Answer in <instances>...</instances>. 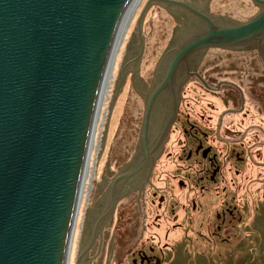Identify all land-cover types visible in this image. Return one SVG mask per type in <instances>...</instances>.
<instances>
[{
    "label": "water",
    "instance_id": "water-1",
    "mask_svg": "<svg viewBox=\"0 0 264 264\" xmlns=\"http://www.w3.org/2000/svg\"><path fill=\"white\" fill-rule=\"evenodd\" d=\"M131 0H0V264H68L101 99ZM264 35V9L170 59Z\"/></svg>",
    "mask_w": 264,
    "mask_h": 264
},
{
    "label": "rangeland",
    "instance_id": "rangeland-1",
    "mask_svg": "<svg viewBox=\"0 0 264 264\" xmlns=\"http://www.w3.org/2000/svg\"><path fill=\"white\" fill-rule=\"evenodd\" d=\"M181 1L194 5L200 3V0ZM249 1L211 0L208 11L230 15L234 20L244 22L256 11ZM165 8L170 7L152 3V0H141L119 46L114 68L110 73L112 76L107 96L97 122L89 162L91 169L80 202L68 264H117V249L119 257H123V245L127 249L152 235L160 236V243L166 242L168 245L164 250L166 255L163 264H264V109L258 103L248 101L251 96L249 80L255 75L263 74L264 68L254 50L218 49L211 52L224 60H235L240 66L249 67V62L254 61L255 64H252L258 69L253 71V66L252 71L246 68L250 74L216 73V76L226 75L240 87L247 101L243 105L250 110L248 116H243V113L222 116L223 119L220 116V129H224V126L232 129L231 138L237 151L239 152L242 141L249 145L243 154L248 161L244 165L247 167L248 178L243 180L245 185L241 189L240 186L234 188L233 205L238 206V213L227 231L217 229L220 221L215 219L213 209L211 212L203 202H192V193L183 192L182 200H173V196L179 193L174 187L176 181L173 172L168 167L156 185L161 186L173 201L160 211L145 204L143 186L126 190L124 195L121 194L112 203L118 193L114 192L118 187L115 178L118 172L133 155L137 159L141 156L137 143L145 105L154 85L163 78L172 56V51L167 49L183 36L182 28L176 26L178 19L175 21ZM214 54H209L207 59L213 60L216 56ZM180 76L172 80L173 88H176L174 90H180L179 84L176 87ZM211 77L207 75L209 80ZM215 80L218 82V79ZM199 82L193 76L186 80L181 88L185 97L181 110L190 113L192 122L200 119L201 114L205 117L214 115L211 122L214 127L215 122L218 123L215 118L222 115L220 111L226 108L220 100L225 91L219 89L218 93L205 92ZM208 85L213 87L215 84ZM192 88H196L195 94ZM232 92L234 95L239 94L236 89ZM258 93H264V85L254 91V95ZM185 102H189L186 108ZM239 104L238 102L236 109L240 107ZM174 126L163 144L165 149H162L161 155L164 157L168 153L178 154L180 150L179 143L183 138L180 130L175 131ZM238 182L241 185L240 178ZM112 194L114 196L111 199ZM93 233L94 242L86 247L93 240ZM153 246L157 248V245ZM142 248L147 249L148 243Z\"/></svg>",
    "mask_w": 264,
    "mask_h": 264
},
{
    "label": "flooded vegetation",
    "instance_id": "flooded-vegetation-1",
    "mask_svg": "<svg viewBox=\"0 0 264 264\" xmlns=\"http://www.w3.org/2000/svg\"><path fill=\"white\" fill-rule=\"evenodd\" d=\"M210 1L211 0H200V3L196 4V6L194 4L184 3V1L181 0H152V3L156 2L164 7L165 5L170 7L165 8L166 11L170 13L175 21L178 19V21H176L178 22L176 26H179L178 28H182L183 30L182 38L179 37L176 44L173 45L172 43L171 47H167L169 52L172 51V56L189 42L207 34L210 27L214 29L215 27L230 26L241 22L234 20L230 15L223 13L213 14L208 11V8H210ZM249 2L251 6L256 8V11H254L250 17L255 16L264 9V0H250ZM218 49L224 51H241L242 49L254 50L258 57V61L261 63L262 68H264V35L260 38L237 45H202L187 52L179 60L168 83L152 103L148 116L145 144L143 142V114L140 139L139 143H137V147L141 151V156L137 159L136 155H133L118 172V175L115 177L118 187H116L114 191L118 193L114 198L113 196L115 193L110 195L111 199L113 198L112 203H114L121 194L124 195L126 190L139 189L143 186V188H145V204L151 209L160 211L170 204L171 201L176 199L182 200L184 198V193L187 192L189 194L192 193V202L194 204H202L203 202L211 212L212 209L214 210L215 219L220 221V224L217 225L218 230H226L232 224L233 219L236 217V213H238V206L233 205V201L235 200L233 191L234 188L239 186L241 189V187L245 185L243 180L248 178L246 174L247 167H244L248 161L247 157L243 154L244 152L246 153V148L249 145H246L244 141H242L240 143L241 148H239L240 150L238 152L231 138L232 129L229 126H224V129H220L222 125H220V123L222 116L225 117L232 113H243V116H248L250 110L244 106L247 101L243 97L240 87L235 85L226 75L216 76V73L220 74L225 72L231 75H238L242 72H248V74H250V71L247 69L252 71V66L253 71H258V69L253 65L255 64L254 61H250V66L245 67L238 65L235 60H224L220 55V57H218L216 54L211 53L213 50ZM209 54H214L216 56L213 57V60H208L207 57ZM178 75L181 76L176 87L179 84L180 90H174L176 88H173L172 80L178 77ZM207 75L212 76L211 80L207 78ZM192 76L200 81L199 85L205 92L212 93L213 91V93H218L217 90L219 89H224L225 91V93H223L224 96H221L220 100L222 105H226V108L220 111L222 115L219 114V116L215 118L218 123L215 122L214 127L211 125L214 115L205 117L201 114L199 115L200 119H196L192 122L189 115L190 113H186L183 109L181 110L183 100L185 101L181 88L186 80L192 78ZM245 77L247 76H244V78ZM215 79H218V82H216ZM249 81V93L251 96H249L248 101L252 104L258 103L257 105H261L264 109V93L254 95V91L259 90V88H262L264 85V73L251 77ZM159 83L154 85L146 104ZM209 83L215 85L212 87V85H208ZM192 89L195 94L196 88ZM235 89L239 91V94L235 92L237 95H234L232 91ZM238 102L240 103V107L236 109ZM185 103L184 107L186 108L189 102ZM207 105L210 104L208 103ZM173 126L175 127V131L180 130L183 138L179 143L180 150L178 154L175 153V155H170L168 153V155L164 157L161 155L162 149H165V145L163 144L167 135L173 129ZM222 132L224 133L222 134ZM184 144L186 145L184 146ZM186 147L188 148L186 149ZM233 153L235 154L233 155ZM167 167L173 172L172 175L176 181V186L174 187L177 188L179 193L173 196V200L170 196L166 195V192L162 190L163 188H161V186L156 185L157 180L162 179V176L166 173L165 168ZM238 178H240L241 185H239ZM190 182H192V184ZM122 190H124V192H122ZM215 203L217 204L213 206ZM217 206L218 208H216ZM92 237L93 240H90L86 247L91 246L92 242H94L95 233H93ZM140 237H142V235ZM144 241L146 244L148 243L147 249L142 248L145 246ZM144 241L139 240L135 244L132 243L133 245L127 249H124L126 246L123 245L121 247L124 252L123 257H119L117 249L116 254L119 259L117 264H163L166 255L164 250L168 248L167 243H160V236L155 235L146 236ZM141 244H143L142 247L140 246ZM154 244L157 245V248L153 246ZM137 245H139L138 248ZM155 252H158V254ZM127 258L128 260L126 261ZM121 260H123V262H121Z\"/></svg>",
    "mask_w": 264,
    "mask_h": 264
},
{
    "label": "bare ground",
    "instance_id": "bare-ground-1",
    "mask_svg": "<svg viewBox=\"0 0 264 264\" xmlns=\"http://www.w3.org/2000/svg\"><path fill=\"white\" fill-rule=\"evenodd\" d=\"M140 2H141V0H131L130 4L126 8V10L124 12V15L122 17V21H121V24H120V29H119V32H118V35H117V39H116V47H115L114 52H113L114 56H113V59L111 61V67L109 69V72H108V75H107L106 85L104 87L103 94H102L101 106H100V111H99V116H98L97 122L99 121V118H100L102 104H103V102H104V100L106 99V96H107L108 83H109L110 77L112 76V75H110V73L112 72V70L114 68V64H115L116 57H117V54H118L119 46H120V44H121V42L123 40V37H124L125 32L127 30V27H128V25L130 23V20H131L133 14L135 13V11H136L138 5L140 4ZM96 129H97V124H96V128H95V132H96ZM93 143H94V140H93ZM91 148L93 150L94 144H93V147H91ZM92 150H91V152H92ZM90 155H91V153H90ZM89 162H90V158H89L88 166H87L86 173H85V179H84L85 181H84V185H83V191H82V194H81V200H82V197H83V193L85 192L86 180L88 178V173H89V170L91 169Z\"/></svg>",
    "mask_w": 264,
    "mask_h": 264
}]
</instances>
